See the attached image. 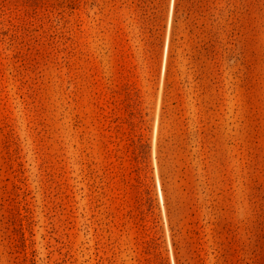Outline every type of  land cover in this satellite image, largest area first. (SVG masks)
<instances>
[{"label":"rangeland","instance_id":"1","mask_svg":"<svg viewBox=\"0 0 264 264\" xmlns=\"http://www.w3.org/2000/svg\"><path fill=\"white\" fill-rule=\"evenodd\" d=\"M0 264H264V0H0Z\"/></svg>","mask_w":264,"mask_h":264}]
</instances>
